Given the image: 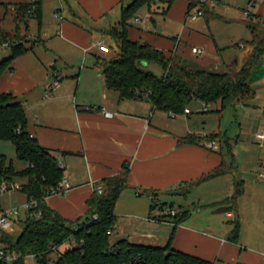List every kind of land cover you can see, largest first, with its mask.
Here are the masks:
<instances>
[{"label": "crops", "instance_id": "0c3cea01", "mask_svg": "<svg viewBox=\"0 0 264 264\" xmlns=\"http://www.w3.org/2000/svg\"><path fill=\"white\" fill-rule=\"evenodd\" d=\"M134 1L46 0L40 28L47 32V36L55 31L60 35L58 39L64 42L59 44L53 39L51 42L54 45L46 49L66 57L72 51L89 53L94 43V48L100 52L97 42L98 39L102 41V36L94 40L95 33L103 35L118 26L122 9ZM236 1L239 4L241 0ZM251 1L253 5H250ZM242 2L243 7L237 8L239 11L230 8L225 14H219L215 7L222 4V0H209L205 9L208 27H204V32L183 26L180 34L170 36L164 31L166 26L162 32L156 28V31L144 30L146 24L141 25L142 28L137 26L141 23V18L137 17L136 24L130 22L129 38L132 41L142 40L168 57L175 56L207 70H224L226 63L222 66L219 60L224 61L225 45H221L217 32L211 27L212 19L226 22L228 26L239 22L247 26L246 21L251 16L264 19V0ZM176 4V0L171 6L161 0L153 3L165 20L184 25L189 20H199L188 17L190 0H182L179 7ZM48 6L53 7V15L50 14L46 21ZM246 12L251 16L247 17ZM236 45L239 49H246L244 43ZM195 48L201 53H194ZM24 56L26 54L18 58L12 72L0 78V94L13 93L22 99V103L29 104L26 110L29 132L58 159L65 170L67 192L46 198L49 208L68 221L84 218L90 210L88 202L95 194L101 195L96 190L97 186H103L105 179L124 172L128 166V186L121 193L115 208L117 222L113 231H118V239L151 246L152 241H157L153 229L165 224L166 238H160L163 241L161 247L171 242L174 250L211 264H264L263 153L258 155L259 163L256 162L257 166L252 168L255 171H249V167L243 171L240 182H243L244 191L238 200L241 229L239 240L233 242L230 235L234 230L231 223L234 213L217 212L212 206L233 195L239 182L236 177L238 169L229 164V158L222 152L219 143L220 148L215 151L202 143H180L188 136L206 143L210 136L219 133H207L204 128H200L203 132L196 130L188 120L192 114L190 108L191 113L180 119L155 109L148 99H121L118 92L107 88L102 73H88L83 69L67 75L57 73L61 76L60 84L50 90L56 73H42L38 70L41 65L35 66V63L33 65L38 73L31 72L23 64ZM232 56L234 59L231 62L238 59L235 53ZM256 96L257 93L253 100ZM88 107H97L98 110L89 111ZM260 134L256 135L257 141ZM225 166L231 167V172L202 182L187 196L183 194L189 184ZM27 167L25 163L21 170ZM170 192H181L175 196L191 200L195 205L192 210L181 208V211H189L190 215L176 226L167 220H160V212L152 206L156 201L161 206L168 205L161 202L160 194L169 196L167 193ZM22 196L25 198L23 204L27 203L26 196Z\"/></svg>", "mask_w": 264, "mask_h": 264}, {"label": "trees", "instance_id": "16d2710c", "mask_svg": "<svg viewBox=\"0 0 264 264\" xmlns=\"http://www.w3.org/2000/svg\"><path fill=\"white\" fill-rule=\"evenodd\" d=\"M45 1L26 0L25 4L19 5L17 26L28 18L37 19L41 26ZM174 1L161 0L168 6ZM154 2L135 0L122 9L118 26L106 32L115 41L118 50L111 58L96 55V59L109 90L118 92L123 100L148 99L155 109L170 115H183L193 101L209 106L220 102L221 110H224L237 101L255 97L256 89L251 83L254 69L264 61V19L251 16L246 21L252 36L247 42L251 53L243 66L235 59L225 64L224 71H211L175 56L168 57L142 40L132 41L129 38L132 19L137 17L142 8H152ZM201 5L199 0H190V9ZM206 7L207 3L201 6L205 16ZM24 41L25 36L19 32L15 38L8 37L0 23V46L11 50L10 57L0 62V78L12 72L17 59L30 51ZM143 62L160 65L164 70L163 77L158 78L147 71ZM208 139L217 143L221 141L220 134H213ZM0 141L12 143L17 159L28 164L27 168L18 171L12 161L0 153V189L6 184L8 192L16 190L26 196L27 202L33 199L38 203L37 207L25 212V220H15V224L20 222L23 225L18 237L10 233L1 238L5 249L17 255L15 264H26L28 257H35L38 264H47L53 258L51 246L65 247L55 264H211L174 250L171 242L166 247L136 245L128 240L111 243L110 238L117 222L115 208L121 193L128 186V166L124 172L103 181L104 192L101 195L95 194L88 202L90 210L84 218L68 221L49 208L45 200L54 195L53 190L64 180L65 170L58 159L31 135L26 109L13 93L0 94ZM180 143L203 142L188 136L180 140ZM231 170V167H221L189 184L183 194L187 196L195 186ZM22 179L26 182L19 184ZM243 191V182H237L230 198L212 206L217 212L234 213L235 218L231 222L234 230L230 235L233 242H237L240 236L238 200ZM152 206L154 208L155 205ZM4 210L0 208V214ZM178 210L180 213L177 216L166 219L175 226L190 215L189 211H181V208ZM73 241L76 244L73 245Z\"/></svg>", "mask_w": 264, "mask_h": 264}, {"label": "rangeland", "instance_id": "374dc122", "mask_svg": "<svg viewBox=\"0 0 264 264\" xmlns=\"http://www.w3.org/2000/svg\"><path fill=\"white\" fill-rule=\"evenodd\" d=\"M181 1L182 0H176V7H179ZM222 2V4L215 7L219 14H225V11L230 8H235L239 11L237 9L238 6L243 7L242 0L239 4H237L236 0H222ZM25 3L26 0H0V23L2 30L8 37L15 38L18 32L21 36H25L24 44L30 51L24 56L23 64H25L31 72L38 73L37 68L33 65V63H35V66L41 65L42 68H38V70H41L42 73H61L67 75L68 73H79L81 69L88 71V73H102L101 68L97 65V59L94 54L108 59L117 52L118 49L115 41L106 34L102 35L100 33H95L94 40L102 36V41L104 40L103 42L107 43L110 47L109 53L99 52L94 48V43L89 53L72 51L71 54H67L68 56L62 57L48 51L46 48H50V46L54 45V42H51L53 39L59 44H64V42L58 39L60 35H57L55 31L52 35L47 36V32L40 28V23L37 19L28 18L26 22L20 23L19 26H17V8L19 5ZM248 9H251V7ZM52 10V6H48L45 10L46 21L49 19L48 17L50 14L53 15ZM155 12L157 13L155 14ZM158 12L157 8H154V5H152V8H142L137 15V17L141 18V23L137 24V26L146 24L147 28L144 30L156 31L157 29L160 32H162V30H164L163 28L166 26L164 31L169 32L168 34H170V36L180 34L183 30V26L193 27L200 32H204V27L206 29L208 27L206 21L207 17L199 18L196 22L189 20L184 25L176 21L165 20ZM131 22L135 23V18L132 19ZM211 25L213 30L217 32L221 45H225L223 49L224 61L220 59V64L222 66H224L223 64L225 63L229 64L234 59L232 54L235 53L236 56H238L240 66H243L251 53V47L247 45V42L251 40V33L247 26L241 22L234 24L235 26H228V23L218 21L217 19H212ZM98 40L100 41V39ZM239 43H244L246 49H239L236 45ZM46 54L49 56H45ZM10 55L11 50L9 47L0 46V62L9 58ZM51 59L52 61L50 63ZM43 63L44 66H42ZM222 66L221 68H223ZM146 70L158 78L164 75L163 68L158 64H150ZM211 71L222 72L224 70L211 69ZM251 84L252 87L256 89L257 93L254 100L253 98H247L242 101H237L224 110H221L220 102L210 105L209 111H204V104L199 101H193L189 105L192 114L188 120L195 125L196 130L202 131L200 128H204L207 133L214 132L220 134L221 141L219 140V144H221L222 152L229 158V164L231 166L234 165L238 169L239 175H236V177L239 178L237 179L239 182L242 179L244 169L249 167V171H255L252 168L257 166L256 162L259 163L258 155H262L263 153L264 156V141L261 142L256 139L257 133L264 134V61L254 69ZM24 106L25 109L28 110L29 104L25 102ZM184 116L185 115H180L178 117L184 119ZM169 119L173 120L172 118ZM0 153L4 154L9 161H12L16 170H21L24 167L25 162L17 159L15 147L12 143L0 141ZM25 182L26 180L22 179L19 181V184ZM160 200L163 204H174L178 208H183V210H192L195 208L191 200L185 201L180 196H165L164 194H160ZM24 201L25 198L18 191L8 192L0 195V208L7 210L19 208V215L15 216V220L19 218L23 221L26 217L25 210L23 209ZM163 227H166V225L159 224L158 228L153 229V234L157 235V241H152L151 246H163L161 243L163 241H160V238H166V228ZM22 230L23 225L17 222L12 232L15 238L21 234ZM117 232V230L113 231L111 235L110 241L112 244H116L120 240L118 239ZM64 249L65 247H63L62 251ZM26 264H38V262L35 257H28L26 259Z\"/></svg>", "mask_w": 264, "mask_h": 264}, {"label": "built area", "instance_id": "2783aa9c", "mask_svg": "<svg viewBox=\"0 0 264 264\" xmlns=\"http://www.w3.org/2000/svg\"><path fill=\"white\" fill-rule=\"evenodd\" d=\"M199 1L203 5V4H206L209 0H199ZM250 5H253V1L250 2ZM201 6H200V8L191 9V11L188 14V17L192 20H196L198 18L205 17V11L201 8ZM246 16L250 17L251 15L248 12H246ZM137 21H139V20H137ZM97 47L103 53H109L110 52V47L105 45V43L103 41L97 42ZM193 52L196 54H200L201 50L195 48V49H193ZM60 81H61V76L58 74H55V80L50 85V90L56 89L59 86ZM209 108H210L209 105H204L203 110L208 111ZM87 110L97 111L98 108L97 107H92V108L88 107ZM190 113H191L190 109H186L183 115H189ZM171 116L173 118H176L180 115L171 114ZM258 139L264 140V134L258 135ZM202 144L206 145L209 149L214 150V151L219 149V145L216 141H206V143L204 142ZM96 190L99 194H102L104 192V187L102 185H98ZM8 191H9L8 186L6 184H3L1 186V189H0V195H3ZM66 192H67V188H66V182L64 180L59 184V186L55 190H53L54 195H62V194H66ZM37 205H38L37 201L32 199V200H30L24 204L23 209L26 212L30 209L37 207ZM154 205H155L154 210L160 212V214H161L160 220L165 221V222H166V219H169L170 217H175L180 213V211L178 210L177 207H170L168 205L167 206H161L157 203V201L154 202ZM17 215H19V208H13V209H8V210L6 209V210L2 211V213L0 214V262L2 264H15V262L18 258L15 253L7 251L1 242V238L4 234H10L13 232L14 227H15V216H17ZM72 244L74 245V244H76V242L73 241ZM63 247H61V248H57L55 246L50 247V251L53 254V258H51L47 264H55L56 260L61 256L60 253H61Z\"/></svg>", "mask_w": 264, "mask_h": 264}, {"label": "water", "instance_id": "95a60500", "mask_svg": "<svg viewBox=\"0 0 264 264\" xmlns=\"http://www.w3.org/2000/svg\"><path fill=\"white\" fill-rule=\"evenodd\" d=\"M143 67H147V63L143 62L142 63ZM169 196H175V195H180L181 192H170V193H167Z\"/></svg>", "mask_w": 264, "mask_h": 264}]
</instances>
